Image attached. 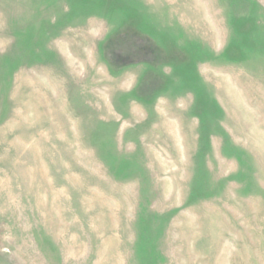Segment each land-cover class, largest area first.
<instances>
[{
  "label": "rangeland",
  "instance_id": "1",
  "mask_svg": "<svg viewBox=\"0 0 264 264\" xmlns=\"http://www.w3.org/2000/svg\"><path fill=\"white\" fill-rule=\"evenodd\" d=\"M0 264H264V0H0Z\"/></svg>",
  "mask_w": 264,
  "mask_h": 264
}]
</instances>
